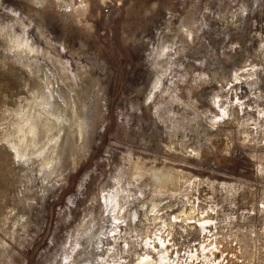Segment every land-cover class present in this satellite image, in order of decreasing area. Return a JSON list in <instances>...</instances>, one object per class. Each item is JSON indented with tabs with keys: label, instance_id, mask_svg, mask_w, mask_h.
<instances>
[{
	"label": "rangeland",
	"instance_id": "1",
	"mask_svg": "<svg viewBox=\"0 0 264 264\" xmlns=\"http://www.w3.org/2000/svg\"><path fill=\"white\" fill-rule=\"evenodd\" d=\"M84 1L87 10L79 18L66 15L69 8L63 0H43V3L40 0H0V140L2 127L12 122L7 111L28 97L31 90L39 89L24 67L4 52L6 27L11 24L17 27L20 21L26 23L25 20L29 26L24 25L30 28L36 23L30 9L42 4L39 11L46 17L43 33L53 52L61 48L59 54L69 62L74 59L82 62L89 58L85 52L92 53L89 59L102 83L86 115L89 155L75 172L69 169L65 173V181L50 184L34 201L32 210L25 207L22 199L26 185L25 165L16 162L0 141V237L5 238L12 222L20 216H26L28 222L25 228H18L16 241L0 250V264H69L66 252L76 239L84 218L91 215L97 201L101 209H106L104 199L113 191L115 179L126 172L136 158L142 159L145 170L153 168L155 173L145 176L138 189H133L135 202H144L148 217L155 201L164 208V220H169L173 227L166 241L172 238L169 255L175 259L178 255L176 264H201V261L202 264H264V127L261 126L264 121L260 125L262 130L248 125L246 132L250 137L246 138L239 130L246 103L252 107L249 111L256 119L257 110L264 111V0ZM79 2L68 0V5H79ZM186 15H191V20L196 22L194 44L190 43V37L186 44L182 43L185 38L180 40L179 31ZM14 16L19 23H14ZM164 44L172 46L169 52L166 47L162 50ZM175 49L179 51L174 53ZM165 51L171 54L173 61L171 74L175 75L176 70L180 74L169 80L163 92V97L171 96L170 99L153 113L163 116L164 124L169 126V112L176 105L173 98L181 94L185 98L190 96L194 107L209 119H198L197 126H190L185 119L181 121L183 125L174 122L169 137L162 136L161 144L151 150L152 145L141 140V135L156 131L160 123L143 107V102L163 68ZM205 68L208 69L203 72ZM250 71L256 76L253 90L246 83L235 82L237 74L245 75ZM212 74L219 79H213ZM189 79L192 82L189 83ZM176 82L178 89L169 92ZM217 102L223 105L225 116L217 104L214 105ZM193 119H196L195 114L191 115L190 120ZM210 120L215 124L210 125ZM194 127L196 130L192 129ZM178 128L179 132H175ZM172 132L175 133L172 135ZM84 152L81 149L79 155L83 156ZM151 176L157 177L155 181ZM164 177L165 181L170 179L168 183L162 181ZM156 180L166 184L162 192L156 193L160 186ZM150 183L156 187V183L159 184L156 191ZM79 184L81 190L77 188ZM61 185L64 189L60 191ZM137 190L142 194H136ZM134 205L131 203L129 208L133 210L129 225L132 228L136 225L140 230L142 225L138 222L139 215H134ZM196 214L211 220L204 230L183 221L185 216L197 218ZM172 215L179 218L173 221ZM103 221L98 220V230L109 226H104ZM122 225V233L117 232L115 241L111 231H107L108 234L98 240L94 248L82 253L75 264H133L136 260L133 249L140 250V240L135 239L134 229L126 232V225ZM243 236L249 248L244 246ZM126 240L131 245L128 253L124 248ZM210 244L211 247L217 244L219 248H210L215 252L213 255L201 254L202 248ZM78 249L73 248V257ZM108 252L111 254H105ZM110 255L119 257L113 259Z\"/></svg>",
	"mask_w": 264,
	"mask_h": 264
},
{
	"label": "bare ground",
	"instance_id": "2",
	"mask_svg": "<svg viewBox=\"0 0 264 264\" xmlns=\"http://www.w3.org/2000/svg\"><path fill=\"white\" fill-rule=\"evenodd\" d=\"M40 1H41V3H43V0H40ZM31 2H33V0H31ZM55 4H56V2H55ZM63 4H65V6H67L69 8L68 9L69 12L66 15H70V16L74 15V16L80 18V16L87 10L86 1H84V0H80L79 5H76V4L68 5L69 4L68 0H63ZM35 7H38V6H35ZM41 7H42V4H41V6H39V8L29 10L30 15L36 20V23L34 22L35 24L32 25L31 28L27 27V25H28L27 20H25L27 25H24L26 23H22L23 21L22 22L20 21L21 25H19L20 27L19 26H17V27H19L18 29H20L19 31L21 33H19L17 27H15L16 25L11 24V26L6 27V31L4 34V39L6 41L5 46H4V52L9 57H12L21 66H23L24 70L28 74V76L35 79V82L37 83V85L39 87V89L31 90L29 92L28 97H25L23 99V101L20 102L16 107L7 111V114L9 117H11L12 122L8 123V124L4 125V127H2V138L0 140L2 142V144L7 148V150L9 152H11V155L16 160V162H21L23 165H25L26 174L24 175V178L26 181V185L24 186V193L22 195V199L24 201L23 203H24L25 207H27L30 210H32L31 207H32L34 201H36L37 197L40 196L41 194H43L45 189H47V187L50 184H52L53 182L59 183V181H65V176H66L65 173L69 169L72 170L73 172H75L77 170V168L85 162L87 156L89 155L88 144H87L88 143L87 142L88 141V133H87L86 115H87L88 111L91 109L95 95H98L100 93L101 84H102L98 74L95 73V69L93 67V61L91 59H89L90 56L92 57V53L85 52L86 55L89 56V58H87V59L84 58L82 62H78L77 59H74V61L69 62V61H67V59H65L64 56L59 54V50H61V48L59 50L57 49L58 52L57 51L53 52L52 51L53 49L51 50V45H49L48 40L46 39L47 36L44 35V33H43L44 32V29H43L44 23H46L45 22L46 17L44 15V13L39 11V9ZM56 11H58V10H56ZM190 16L186 15L185 22H184V24L181 25L180 31H179L180 32L179 34H181L180 40L182 38H185V39H183V42H182L185 44L188 43V37H190V39H191L190 40L191 44H194L196 41L195 40V31L193 30L195 28L194 26L196 25V22L191 20L192 16L191 17ZM10 17H12V15ZM13 18H14L13 20L15 21V16ZM206 19L207 18H205V20ZM16 20H18V22L15 21L14 23H16V22L19 23V19H16ZM31 20H29V22H31ZM178 40H179V38H178ZM180 40H179V42L181 43L182 40L181 41ZM165 47H166L168 52L172 48L171 45L166 44L162 50H164ZM62 50H64V49H62ZM177 51H179V50L178 49L173 50L174 53H176ZM64 53L66 55V52H64ZM166 53L167 52L165 51V61H163L161 63L163 68L161 71L158 72V75L153 80V82L150 86V90L147 93L146 102L145 103L143 102V107L146 108L148 110V112L150 113V115H152L153 118L156 119V121H158L160 123V126L156 127L157 128L156 131H154L150 134L144 133L141 135V140L145 139L146 144L152 145V148L150 147L151 150H154L155 148H157L161 139L163 138L162 136H164V138H165V135H167L169 137L170 134L168 135V133L172 129V128H170V126L174 122L179 125L180 122L182 121V119H183V122L185 119L186 122L189 123V125L190 124L195 125L198 122V119H200L202 121L203 120L208 121V119H209L207 114H205L204 112H199L194 107L193 102H191V99L189 98L190 97L188 95L189 93L187 94V96H189L187 98L181 96L180 93H179L180 95H177V96L175 95L176 97L173 98L176 105H175V107H173L170 110V112L168 111L170 113L169 126H166L164 124V121L162 120L163 116H159L160 114L158 115L157 114L158 112L156 114L153 113V110L155 108L156 109L160 108L161 106H163L164 103L167 102L168 99H170L169 97H171V96L163 97V92L167 88V83L169 82V80L171 81V79L175 78L177 74H180L178 70L174 71L175 75H173L174 73L171 74L173 72V71L171 72V68H172V65H171L172 60L170 58L171 54H169V53L166 54ZM67 56H66V58H67ZM68 58H70V57H68ZM172 63H173V61H172ZM202 63H200V65H199L200 68L202 67ZM207 69L208 68H205L203 70V72L207 71ZM168 72H170V73H168ZM254 75H255L254 71H250V72L246 73L245 75L243 73L240 75L237 74L235 77V82H236V84L246 83L248 85V87L251 90H253L254 84H255V78H256V76L254 77ZM180 76H182V75H180ZM177 77H178V75H177ZM212 78L215 80H218L219 76L216 74H212ZM183 79H185V78H183ZM191 80L192 79H189L188 82L190 83ZM186 81H187V79L185 80V83H186ZM194 82H193V84H194ZM176 84L178 85V83L176 82L174 87L169 86L170 87L169 92L172 93L174 88L178 89L179 86L177 87ZM181 84H182V82H181ZM186 84H188V83H186ZM190 85H188V86H190ZM191 87H192V85H191ZM192 89L194 90V85H193ZM195 89H196V87H195ZM190 90H191V88H190ZM221 90H222V88L220 89V91ZM178 92H179V90H178ZM189 92L191 93L192 90ZM216 92H218V90H216ZM166 93H168V92L166 91ZM172 96H174V95L172 94ZM217 99H219V96H217ZM242 99H243L242 97L239 98L238 104L240 101H242ZM147 100H149L150 102ZM215 104H217L218 110L222 114H224V116H225V114H227V112L225 111V109H223V105H220V102L214 103V105ZM242 105H244V103ZM251 108L252 107H249V104L246 103V107L244 108L245 114L243 115V118L241 119L242 120L241 126H240L241 129H239V130H241V133H243V136L245 135V137L246 136L250 137L249 133L246 132L248 125L253 124L255 127L258 128V127H260V125L264 121V111H258L257 110L258 118L256 119L254 116H251L252 114H250V111H252ZM140 113H142V112H140ZM194 114L196 115V119H193L191 121L190 120L191 115H194ZM245 116H246V118H245ZM209 123H210V125L215 124V122L213 120H210ZM151 124H153V123H151ZM151 124H150V126H151ZM182 125H183V123H182ZM150 126L148 127V129H151ZM195 126H197V125H195ZM261 126L264 127V124H262ZM175 129L176 128H173V130H175ZM179 129L180 128H178L175 132H177V131L179 132ZM192 129L196 130L195 127ZM239 130H238V132H239ZM260 130H262L261 127H260ZM263 130H264V128H263ZM183 132H184V130H183ZM187 132H189V130H187ZM257 132H259V131H257ZM174 133L172 132V135ZM179 134H181V133H179ZM179 134H177V135H179ZM191 134L193 135V133H191ZM253 134H251V135H253ZM263 134H264V131H263ZM240 136H242V135H240ZM243 136H242V138H243ZM180 137H182V136H180ZM167 140H165V142ZM183 142H184V140H183ZM171 147H169V150ZM164 148L167 149L166 147H164ZM188 148H190V147H188ZM81 149L85 150L83 156L79 155L80 154L79 152ZM182 153L184 154V150ZM141 160H142L141 158H136L133 162L132 157L129 159L130 162L131 161L133 162V163L132 162L130 163V164H132V165H130L131 167L126 168V172L123 171V173H121L122 175H120L117 179H115V181H114L115 183L113 184V187H114L113 191L110 193L108 198L104 199L105 200L104 202L106 204V209H101L102 205L100 202L98 203V201H97L95 203V206H94L95 209L93 210L91 215L84 218L82 226H81L80 230L77 232L76 239L74 240L73 244H71L68 251L66 252L65 258L68 260L69 264H75L77 259L80 257V255L82 253H86L87 252L86 250H88L91 247L94 248L95 243L96 242L98 243V240H100V239L102 240L104 238V236L106 234H108L107 231H109V230L111 231L110 233H112L113 240L115 241L116 238H118L117 232H119V235L122 233V228H123L122 224L126 225V226H124V227H126V232L128 230H130L129 228H132V226L129 224H130L131 216H132L131 212L133 211L132 209H129V208H131V203H133V205L136 204L133 207L134 209L136 208V210H134L135 211L134 215L135 216L139 215L138 222L140 223V226L142 225V229H140V230L138 229V227L136 225L134 226V228H132V229H134V232L136 234L135 239L140 240V242H139L140 250H136V249L132 248L134 250L133 255L136 256V260H134L133 264H176L177 263L176 259H177L178 255H177L176 259H175V256L173 258L172 255H169V252H171L170 250L172 248L171 244H173V243H171V240H172L171 237H170V240H168V241H166V239L172 234V228L173 227L171 226V222L169 220H168V222L166 220H164V216L162 215V212H163L162 210L164 208L163 207L161 208L160 204L157 201H155L152 208L150 209V213H149V215L151 217L150 218V217H148V214H147L148 212L145 211L146 209L144 210V202L143 201L139 202V203L135 202L133 189H138V186L140 185V183L142 182V179L145 176L154 175V173H155V169H153V168H149L148 170H145V164H143ZM259 163H261V162H259ZM263 164L264 163H262V166H263ZM259 166H261V165H259ZM262 166L260 168H262ZM159 168H160V166H159ZM263 170L260 169L261 173L263 172ZM183 176H185V175H183ZM165 177H164V180H162V181H165V179H166ZM176 177H178V176H176ZM155 178H157V177L155 176ZM171 178H173L172 175H171ZM151 179L154 180L152 178V176H151ZM157 180H156V182L159 183L160 186L157 183H156V185H158L159 188H158V186L156 187L154 184H153L154 185L153 186L152 183H150V187L154 190L158 188V190L157 191L155 190V191H156V193H159V192H162L161 189H165L164 187H166L165 186L166 184L163 182L164 183V186H163L162 185L163 183L161 184L162 181H160V180L157 181ZM169 180L170 179L166 180L167 183L169 182ZM146 182H148V181H146ZM80 187H81V185L79 184L77 186V188L80 189ZM141 187H142V185H141ZM151 188H149V189L151 190ZM185 188H186V186H185ZM60 189H64V185H61L59 187V190ZM176 189H177V187H176ZM231 189H233V188L231 187ZM163 192H164V190H163ZM188 193H189V191H188ZM136 194L141 195L142 194L141 190H137ZM162 194H165V193H162ZM234 194L235 193H233V195ZM150 195H151V193H150ZM154 195H155V193H154ZM186 195H187V193H186ZM233 195H230V196H233ZM142 198H143V196H142ZM33 206H35V205H33ZM197 210H199V209L197 208ZM84 212H86V210H84ZM163 213H165V212H163ZM207 214H209V213H207ZM189 216H190V214H189ZM189 216H185L183 221L184 222H190L189 224H196L197 225L196 227L200 230H204L205 228H207L206 224H208L209 221H211L208 217L207 218L204 217L203 214L197 215V218H192ZM191 216H192V214H191ZM104 217H106V219L103 221ZM141 218H143L146 221V224H143L144 220ZM178 218L179 217H177L176 215H172V217H171V219L173 221H175ZM165 219H168V218H165ZM26 220H27L26 216H20L19 218L15 219L12 222V227L9 229V232L5 234V238L0 237V250H3L4 248L11 246L12 241L13 242L16 241L15 237H16L17 232L19 231L18 228H25L27 226V223H28ZM98 220H99V222L103 221L104 226H106V224H108L109 226L104 228L105 230H103V229L98 230V227H97ZM237 231H239V230H237ZM248 232H247V234H248ZM237 234L239 235L240 232H237ZM239 236H242V235L240 234ZM262 236H263V234H262ZM133 237L134 236H131V238H133ZM244 237L245 236H243V238ZM132 242H135V241H132ZM243 242H244V246L249 248L247 238H244ZM125 243H126L124 246L125 253L126 252L128 253V252H130L129 250H131V248H130L131 245H130L128 240H126ZM209 243H210V241H209ZM211 244H210V246L206 245V247L202 248L201 254H205L207 252L210 254V253L214 252V251H212L213 248H214V250L215 249L217 250L219 248L217 244L216 245L213 244L214 245L213 247H211ZM173 246H175V245H173ZM75 247H78L79 249H78V251H76L77 252L76 257H73L72 252H74V251H72V250ZM210 248H212V249H210ZM122 253L123 252H121V255H120L121 258L123 256ZM105 254H111V253L108 252ZM105 254H102V256ZM113 254H115V253H113ZM251 254L253 255V253H251ZM115 255H114V258L119 257L118 255L117 256H115ZM175 255H176V253H175ZM212 255H213V253H212ZM111 256H113V255H110V257ZM110 257H109V259H110ZM111 258H113V257H111ZM214 258H215V256H214ZM171 259H173L172 262H170ZM179 261L180 260L178 259V262ZM102 262H103V260H102ZM108 264H109V262H108ZM201 264H202V261H201Z\"/></svg>",
	"mask_w": 264,
	"mask_h": 264
},
{
	"label": "water",
	"instance_id": "3",
	"mask_svg": "<svg viewBox=\"0 0 264 264\" xmlns=\"http://www.w3.org/2000/svg\"><path fill=\"white\" fill-rule=\"evenodd\" d=\"M75 191V190H74Z\"/></svg>",
	"mask_w": 264,
	"mask_h": 264
}]
</instances>
